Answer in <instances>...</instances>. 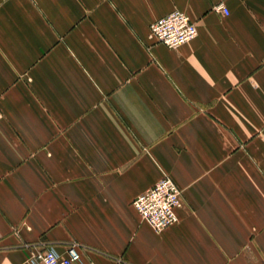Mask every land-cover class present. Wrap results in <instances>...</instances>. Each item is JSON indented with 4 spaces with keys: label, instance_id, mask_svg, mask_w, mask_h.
Instances as JSON below:
<instances>
[{
    "label": "crops",
    "instance_id": "crops-1",
    "mask_svg": "<svg viewBox=\"0 0 264 264\" xmlns=\"http://www.w3.org/2000/svg\"><path fill=\"white\" fill-rule=\"evenodd\" d=\"M196 25L176 49L149 26ZM169 176L178 223L132 201ZM264 264V0H0V264Z\"/></svg>",
    "mask_w": 264,
    "mask_h": 264
},
{
    "label": "built area",
    "instance_id": "built-area-1",
    "mask_svg": "<svg viewBox=\"0 0 264 264\" xmlns=\"http://www.w3.org/2000/svg\"><path fill=\"white\" fill-rule=\"evenodd\" d=\"M197 35L196 25L182 11L174 10L149 26L148 37L168 49H176L193 40ZM182 206V192L175 182L164 176L152 188L138 195L132 207L142 222L159 233L178 223L177 210ZM26 264H94L84 259L81 246L69 243L62 253L52 247L36 250Z\"/></svg>",
    "mask_w": 264,
    "mask_h": 264
}]
</instances>
